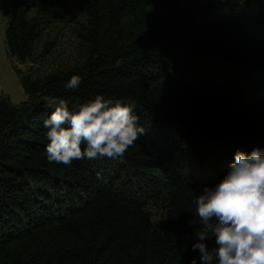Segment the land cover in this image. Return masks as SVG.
Returning <instances> with one entry per match:
<instances>
[{"label":"trees","instance_id":"1","mask_svg":"<svg viewBox=\"0 0 264 264\" xmlns=\"http://www.w3.org/2000/svg\"><path fill=\"white\" fill-rule=\"evenodd\" d=\"M27 98L0 95V264H201L195 198L238 150L264 152V0H1ZM81 14L74 58L55 25ZM73 75L76 89H67ZM133 105L145 129L122 157L49 162L60 100ZM52 100V102H51ZM150 203L164 217L154 220ZM217 247L215 237L205 241Z\"/></svg>","mask_w":264,"mask_h":264},{"label":"clouds","instance_id":"2","mask_svg":"<svg viewBox=\"0 0 264 264\" xmlns=\"http://www.w3.org/2000/svg\"><path fill=\"white\" fill-rule=\"evenodd\" d=\"M73 75L67 89H76ZM133 105L102 95L69 107L60 100L43 121L49 162L71 165L74 160L122 157L145 134ZM202 228L196 232L201 264H264V152L238 150L227 174L195 198ZM215 237L210 249L207 239ZM191 264H197L193 259Z\"/></svg>","mask_w":264,"mask_h":264},{"label":"rangeland","instance_id":"3","mask_svg":"<svg viewBox=\"0 0 264 264\" xmlns=\"http://www.w3.org/2000/svg\"><path fill=\"white\" fill-rule=\"evenodd\" d=\"M217 0H181V6L185 11L192 7ZM81 14L75 10L65 12L63 19L55 25L52 36L57 40L55 55L60 59L74 58L81 50L82 44L77 36L76 24L81 20ZM6 20L2 15L0 0V95H8L14 102H20L27 98L21 77L17 67L25 70L29 63L19 62L10 56L6 43ZM52 102V100H51ZM149 210L157 222L164 217L161 205L150 203Z\"/></svg>","mask_w":264,"mask_h":264}]
</instances>
